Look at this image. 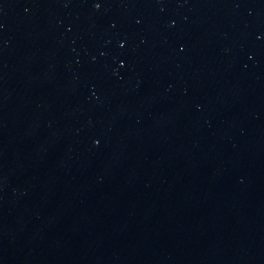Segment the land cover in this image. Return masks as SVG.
Masks as SVG:
<instances>
[{"label": "water", "instance_id": "95a60500", "mask_svg": "<svg viewBox=\"0 0 264 264\" xmlns=\"http://www.w3.org/2000/svg\"><path fill=\"white\" fill-rule=\"evenodd\" d=\"M0 264H264V0H0Z\"/></svg>", "mask_w": 264, "mask_h": 264}]
</instances>
